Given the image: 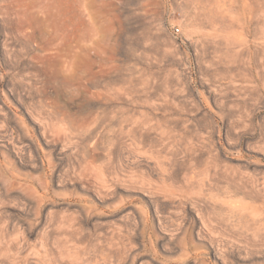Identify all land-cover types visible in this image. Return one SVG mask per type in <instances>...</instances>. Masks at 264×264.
Segmentation results:
<instances>
[{"label":"rangeland","instance_id":"rangeland-1","mask_svg":"<svg viewBox=\"0 0 264 264\" xmlns=\"http://www.w3.org/2000/svg\"><path fill=\"white\" fill-rule=\"evenodd\" d=\"M0 264H264V0H0Z\"/></svg>","mask_w":264,"mask_h":264},{"label":"built area","instance_id":"built-area-1","mask_svg":"<svg viewBox=\"0 0 264 264\" xmlns=\"http://www.w3.org/2000/svg\"><path fill=\"white\" fill-rule=\"evenodd\" d=\"M175 32H176V33H179V32H180V28H179V27H176V28H175Z\"/></svg>","mask_w":264,"mask_h":264},{"label":"bare ground","instance_id":"bare-ground-1","mask_svg":"<svg viewBox=\"0 0 264 264\" xmlns=\"http://www.w3.org/2000/svg\"><path fill=\"white\" fill-rule=\"evenodd\" d=\"M211 175V174H210ZM211 178V177H210ZM236 186V185H235ZM237 187V186H236Z\"/></svg>","mask_w":264,"mask_h":264}]
</instances>
